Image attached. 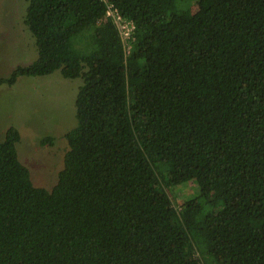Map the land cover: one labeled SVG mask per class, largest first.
Returning a JSON list of instances; mask_svg holds the SVG:
<instances>
[{
	"label": "trees",
	"instance_id": "trees-1",
	"mask_svg": "<svg viewBox=\"0 0 264 264\" xmlns=\"http://www.w3.org/2000/svg\"><path fill=\"white\" fill-rule=\"evenodd\" d=\"M199 2L27 0L38 57L0 84L83 83L52 189L0 142V264H264V0Z\"/></svg>",
	"mask_w": 264,
	"mask_h": 264
},
{
	"label": "rangeland",
	"instance_id": "rangeland-1",
	"mask_svg": "<svg viewBox=\"0 0 264 264\" xmlns=\"http://www.w3.org/2000/svg\"><path fill=\"white\" fill-rule=\"evenodd\" d=\"M194 13L199 0H174ZM189 1V3H188ZM27 0H0V77L37 57L34 38L24 23ZM81 78H65L59 70L42 76H21L14 85L0 84V142L10 127L21 133L20 160L31 172L34 185L52 189L64 168L69 149L66 134L76 127V95ZM52 137V143H42ZM161 178L177 208L198 196L194 181L170 185L167 164L158 162Z\"/></svg>",
	"mask_w": 264,
	"mask_h": 264
},
{
	"label": "built area",
	"instance_id": "built-area-1",
	"mask_svg": "<svg viewBox=\"0 0 264 264\" xmlns=\"http://www.w3.org/2000/svg\"><path fill=\"white\" fill-rule=\"evenodd\" d=\"M108 14L113 17L115 23L121 30L123 40L126 41L130 37L131 31L133 29V24L129 21H126L118 12L113 9H110L108 11Z\"/></svg>",
	"mask_w": 264,
	"mask_h": 264
}]
</instances>
